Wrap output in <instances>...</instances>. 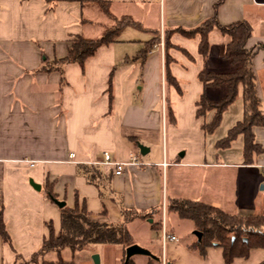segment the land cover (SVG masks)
Returning <instances> with one entry per match:
<instances>
[{
	"label": "crops",
	"instance_id": "obj_1",
	"mask_svg": "<svg viewBox=\"0 0 264 264\" xmlns=\"http://www.w3.org/2000/svg\"><path fill=\"white\" fill-rule=\"evenodd\" d=\"M108 1L114 16L129 15L141 27H124L117 41L100 45L82 66L70 62L60 71L48 67L66 55L74 35L98 37L111 21L96 6L78 1L0 0V217L11 240L0 236V264H25L48 236V224L59 231L61 207L47 196L48 189L69 207L84 205L89 217L100 222L120 224L122 208L151 212L152 217L125 225L133 244L157 258L136 254L130 257L133 264H227L216 244L201 254L194 246L192 223L167 211L166 204L182 199L230 214H260L242 197L264 192V127L252 129L263 148L252 163L244 162L241 134L229 146L216 147L243 118L242 87L219 124L206 133L202 124L214 110L198 116L197 101L202 93L217 100L225 86H204L198 75L232 69L223 57L228 37L212 28L202 55L200 35L186 36L179 29L213 17L224 26L248 22L252 32L246 47L253 52L256 94L264 113V0ZM171 30L167 69L180 90L165 79L163 36ZM153 32H158V42L146 56L135 57ZM138 144L148 151L142 154ZM105 151L124 164L122 172L97 165V183L89 182L78 165L102 160ZM184 221L190 224L182 236L175 226ZM162 228L178 240L163 243ZM93 254L100 264L125 261L121 246L96 243L75 251L65 247L59 254L50 251L37 264L42 259L94 264ZM263 260L264 248H252L247 257L229 264Z\"/></svg>",
	"mask_w": 264,
	"mask_h": 264
},
{
	"label": "trees",
	"instance_id": "obj_2",
	"mask_svg": "<svg viewBox=\"0 0 264 264\" xmlns=\"http://www.w3.org/2000/svg\"><path fill=\"white\" fill-rule=\"evenodd\" d=\"M58 1H78L83 5L96 6L98 10L111 21V24H105L98 37H87L83 34L74 35L70 40L66 55L57 60L54 65L48 69H57L61 71V66L70 62H77L81 66L84 61L92 56L97 48L102 44H108L117 41L122 29L126 26L134 28L141 27L129 15L120 17L114 16L110 11V2L108 0H50ZM85 18L82 23L86 22ZM217 27L222 34L228 37L224 59L227 60L232 69L226 72H210L201 70L199 79L204 86H225V93L217 100H210L201 94L197 101L198 109L196 114L203 115L206 111L214 110L213 116L209 122L203 123L202 128L206 133L213 131L219 124L222 112L236 98L238 88L242 87V98L244 102V112L241 121L236 122L228 131L224 138L216 142V147H227L238 135L243 136V158L245 163H252L254 156L263 152V148L255 141L253 127H264V113L260 109V100L256 94L255 75L252 70L253 52L246 47L247 41L251 36V25L246 21H239L230 25H220L216 18L207 19L200 25L189 30L179 29L186 36L200 35L198 50L205 55L208 48V33ZM174 30L164 33V64L165 79L167 83L175 85L178 90L176 80L167 69L170 62L168 49L173 47L170 42V34ZM158 32H153V37L146 42L135 57L146 56L149 49L158 42ZM110 102L112 100L109 94ZM167 112H171L168 104ZM78 173L86 176L89 182L97 183L99 166L94 164H79ZM47 196L54 201L55 196L48 189ZM166 210L175 212L180 219H186L192 223L194 230L201 232V239L197 237L194 246L198 248L201 254H204L206 247L216 244L222 248L224 261L229 264L236 257H247L252 248H264V214H230L219 207L206 204L200 201L170 199L167 201ZM123 221L120 224H112L93 220L89 217L85 206L73 207L64 205L60 209V229L54 232L51 224H48V236L43 240L40 249L34 252L25 264H37L38 258H43L50 251L57 254L61 249L68 247L72 251L80 250L89 244L109 243L116 244L125 249L133 244L132 237L126 227V222L134 218L152 217L151 212H137L134 210H121ZM151 227L158 229L156 223L152 222ZM0 236L3 241L11 244L10 237L5 229L4 222L0 217ZM20 256L16 254V260ZM149 259H153L149 257ZM156 259V258H154ZM56 263H66L58 260ZM15 264V263H13ZM41 264H54L47 261H41ZM122 264H133L131 258L127 261L122 260ZM259 264H264V260Z\"/></svg>",
	"mask_w": 264,
	"mask_h": 264
},
{
	"label": "water",
	"instance_id": "obj_3",
	"mask_svg": "<svg viewBox=\"0 0 264 264\" xmlns=\"http://www.w3.org/2000/svg\"><path fill=\"white\" fill-rule=\"evenodd\" d=\"M139 150L142 154H144L146 151H148V148L144 147L142 144H138ZM261 188H264V186H260ZM38 188V187H37ZM54 202L60 206L63 207L65 205L64 201L54 199ZM151 221V219H149ZM193 234L197 237V240L199 241L201 239V232L198 230H193ZM140 254V255H146L150 256L152 258H157L155 255H153L148 249L139 246L138 244H131L125 248V261H127L131 256ZM92 260L94 264H100L99 262V256L97 254L92 255ZM166 264H171L170 262H167Z\"/></svg>",
	"mask_w": 264,
	"mask_h": 264
},
{
	"label": "built area",
	"instance_id": "obj_4",
	"mask_svg": "<svg viewBox=\"0 0 264 264\" xmlns=\"http://www.w3.org/2000/svg\"><path fill=\"white\" fill-rule=\"evenodd\" d=\"M72 156H74V154H72ZM131 162L132 163L136 162L135 158H132ZM90 164L111 166L114 168L115 174H120L122 172L123 165H124L123 163H120L118 161L113 160L111 158L109 152H107V151L103 152V159L102 160L92 161V162H90ZM161 239H162L163 243L166 240H169V241H177L178 240V238L175 235L168 233L164 228H162V231H161Z\"/></svg>",
	"mask_w": 264,
	"mask_h": 264
},
{
	"label": "rangeland",
	"instance_id": "obj_5",
	"mask_svg": "<svg viewBox=\"0 0 264 264\" xmlns=\"http://www.w3.org/2000/svg\"><path fill=\"white\" fill-rule=\"evenodd\" d=\"M96 13H92L91 17H96ZM264 103V102H263ZM241 175H244V174H241ZM246 175V174H245ZM245 175L243 178H245ZM248 175V174H247ZM240 177V175H239ZM251 179V176L250 174L248 175V179ZM262 194H258L256 196H243L242 197V200L244 201H248L255 209V213H260V214H264V192H261ZM155 222V221H154ZM187 222V221H186ZM187 224H190L189 222L185 223L182 222L181 224L179 225H176L175 229L176 231L181 234L182 236H185L187 234L186 232V226H189ZM193 231V229L191 230ZM67 252L69 251V249H65Z\"/></svg>",
	"mask_w": 264,
	"mask_h": 264
}]
</instances>
